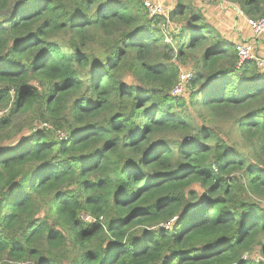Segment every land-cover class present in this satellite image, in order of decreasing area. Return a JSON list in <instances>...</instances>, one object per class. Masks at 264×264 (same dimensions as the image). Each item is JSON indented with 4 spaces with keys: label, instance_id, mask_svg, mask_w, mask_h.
<instances>
[{
    "label": "trees",
    "instance_id": "obj_1",
    "mask_svg": "<svg viewBox=\"0 0 264 264\" xmlns=\"http://www.w3.org/2000/svg\"><path fill=\"white\" fill-rule=\"evenodd\" d=\"M194 7L0 0V264H264V68Z\"/></svg>",
    "mask_w": 264,
    "mask_h": 264
},
{
    "label": "built area",
    "instance_id": "obj_2",
    "mask_svg": "<svg viewBox=\"0 0 264 264\" xmlns=\"http://www.w3.org/2000/svg\"><path fill=\"white\" fill-rule=\"evenodd\" d=\"M143 4L146 7L150 16H155L165 13L163 8V0H143ZM247 22L251 28V32L254 37H259L261 35H264V15H262L257 19L247 18ZM234 51L236 54V63H235L236 67H240L246 62L254 61L257 63L258 67L264 68V57H261L257 53L252 43L247 41H239L234 44ZM192 77H193V72L190 71L180 72L176 84L171 89V94L172 95L180 94L182 89H185L186 85L188 84V82ZM40 127H47V125L45 123H41ZM57 134H59L58 138L68 140V136L65 132L58 131ZM82 219L88 221L91 219V216L89 214H85L82 216ZM244 257L247 258V253L244 255ZM260 258L261 257H254V260L257 261Z\"/></svg>",
    "mask_w": 264,
    "mask_h": 264
},
{
    "label": "rangeland",
    "instance_id": "obj_3",
    "mask_svg": "<svg viewBox=\"0 0 264 264\" xmlns=\"http://www.w3.org/2000/svg\"><path fill=\"white\" fill-rule=\"evenodd\" d=\"M187 1H191V3L196 8L200 9L201 12L203 13V15L206 16L207 18L209 17V18L215 19L214 24L220 23V21L224 20L222 18L224 17V15L229 16L230 15V14H228L229 12L233 13V10L229 9L230 7L231 8H238L232 2H229L227 0H186V2ZM228 3L231 4L232 6H230V5L228 6ZM174 4H175V0H163V8H164L165 13L168 12L170 9H172V7H174ZM234 11H236V10H234ZM238 11H239V13L241 15L243 14V13H241L242 11L239 8H238ZM238 11H237L236 17L237 16L240 17V15L238 14ZM209 18H208V20H209ZM231 18H232V15H231ZM231 18H230V20H231ZM261 36L263 37L264 35H261ZM166 41L170 42V38L166 37ZM240 41H242V40H240ZM233 44H235V43H233ZM259 55L261 57H264V53L263 54H259ZM178 65H179V73L180 72H188V71L196 72L195 68L193 67L192 60L189 59V58H186L185 60L178 61ZM180 94L185 96V97H187L188 96V91L186 90V88L182 89ZM180 94H178L177 96H179ZM4 111H5V109H3V110L1 109L0 112H4ZM193 114L195 115L197 113L194 112ZM220 123L221 122H218L217 125L214 127V132L220 133V138L222 140H224L227 137V135L229 134V132H225V131H228L226 129V126L224 124L221 126ZM46 128H48V126ZM35 129L36 130L37 129H42V127H40L39 124H38V126L35 127ZM222 131H224L225 133H223ZM28 132H29V130L28 131H23L22 133L17 135L14 139L25 137V136H27L29 134ZM57 137H59V134H57ZM235 138H236V140L238 142L240 141L239 137L236 136ZM247 148L248 147H246L245 150H247ZM195 188H197V190L201 191V189L199 188L198 184L195 185ZM262 202L264 203V201H262ZM262 205L264 206V204H262ZM253 254H258V251H254Z\"/></svg>",
    "mask_w": 264,
    "mask_h": 264
},
{
    "label": "crops",
    "instance_id": "obj_4",
    "mask_svg": "<svg viewBox=\"0 0 264 264\" xmlns=\"http://www.w3.org/2000/svg\"><path fill=\"white\" fill-rule=\"evenodd\" d=\"M229 5L230 4L228 3V6ZM229 9L233 10V13L229 12L228 13L230 14L229 16L224 15V17L222 18L224 20L221 19L222 21H220V23L214 24L215 19L208 17L209 18L208 20L206 16L204 17L206 18L208 23L211 26H213V28L219 31L221 35H223V37L227 41L232 42V43H237L240 40L250 42L254 45L258 54H263L264 53V36L254 37L252 35L251 28L248 25L247 17H245L244 14L241 15L238 11V8L230 7ZM237 11L240 17L238 16L236 17ZM231 15H232V18H231Z\"/></svg>",
    "mask_w": 264,
    "mask_h": 264
}]
</instances>
